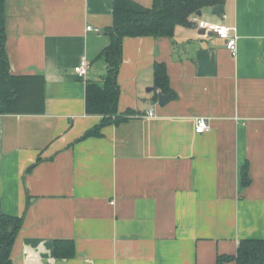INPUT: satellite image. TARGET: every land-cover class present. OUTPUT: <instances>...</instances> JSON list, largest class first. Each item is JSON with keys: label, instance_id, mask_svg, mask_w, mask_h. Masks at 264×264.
<instances>
[{"label": "crops", "instance_id": "1", "mask_svg": "<svg viewBox=\"0 0 264 264\" xmlns=\"http://www.w3.org/2000/svg\"><path fill=\"white\" fill-rule=\"evenodd\" d=\"M114 5L7 0L10 74L26 83L23 107L0 115V214L24 216L13 264H216L242 240H264V0L197 15L236 30V56L193 20L170 39L126 38L118 114L128 120L83 139L102 123L86 113V88L103 86ZM83 58L86 79L75 72ZM156 63L173 90L164 106ZM199 118L210 132L196 133ZM56 240H73L76 256L55 258Z\"/></svg>", "mask_w": 264, "mask_h": 264}, {"label": "trees", "instance_id": "2", "mask_svg": "<svg viewBox=\"0 0 264 264\" xmlns=\"http://www.w3.org/2000/svg\"><path fill=\"white\" fill-rule=\"evenodd\" d=\"M225 0H154L146 8L132 0H115L112 26L106 28L110 44L101 53L107 65L103 86L89 82L86 88V113L102 117V123L86 133L83 139L101 137L104 127L127 121L118 114L120 87L118 74L123 62V42L126 38L153 37L173 38L178 26L191 27L193 18L205 8L222 6ZM7 0H0V115L20 110L26 83L24 77L10 74L9 58L6 51ZM156 95L173 96L165 63L154 65V91ZM131 113V112H127ZM248 167L242 171L243 186L250 185ZM24 216L0 214V264H13L11 252L23 227ZM54 256L57 259H72L76 256L73 240H56ZM264 264V240L245 239L239 243L234 256H218L216 264Z\"/></svg>", "mask_w": 264, "mask_h": 264}, {"label": "built area", "instance_id": "3", "mask_svg": "<svg viewBox=\"0 0 264 264\" xmlns=\"http://www.w3.org/2000/svg\"><path fill=\"white\" fill-rule=\"evenodd\" d=\"M194 23H197L198 28L205 31V33H213L217 35L220 39L225 40L227 43L228 50L232 53L233 56L237 55L238 52V35L236 30L233 28H228L224 25L211 24L200 20V18L196 15L193 18ZM88 31L94 30L93 27H88ZM97 32L99 30H96ZM90 68V62L87 58H83L81 64L75 68V72L81 78H85L88 75V70ZM160 93V90L157 92ZM149 118H154L156 115L153 111L148 113ZM212 129L211 124L206 118H199L196 123L195 131L199 135H203L205 133L210 132Z\"/></svg>", "mask_w": 264, "mask_h": 264}, {"label": "water", "instance_id": "4", "mask_svg": "<svg viewBox=\"0 0 264 264\" xmlns=\"http://www.w3.org/2000/svg\"><path fill=\"white\" fill-rule=\"evenodd\" d=\"M221 11H222V6H217V7L213 8L212 13L219 16L221 14ZM197 15L201 17L202 16V11H199L197 13ZM152 90H153V88H150L148 91L151 92ZM171 97H172L171 95H161L159 97V104L161 106H164L171 99Z\"/></svg>", "mask_w": 264, "mask_h": 264}, {"label": "rangeland", "instance_id": "5", "mask_svg": "<svg viewBox=\"0 0 264 264\" xmlns=\"http://www.w3.org/2000/svg\"><path fill=\"white\" fill-rule=\"evenodd\" d=\"M201 19H205V16H203Z\"/></svg>", "mask_w": 264, "mask_h": 264}]
</instances>
